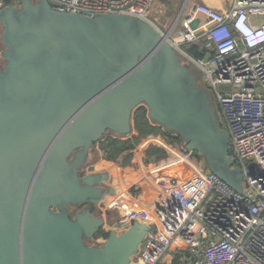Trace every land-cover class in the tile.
<instances>
[{"label":"water","instance_id":"1","mask_svg":"<svg viewBox=\"0 0 264 264\" xmlns=\"http://www.w3.org/2000/svg\"><path fill=\"white\" fill-rule=\"evenodd\" d=\"M0 26V264H130L148 226L113 229L124 225L103 208L115 194L108 173L85 168L106 132L132 134L139 105L203 170L242 190L254 163L234 165L193 69L154 26L46 0L2 7Z\"/></svg>","mask_w":264,"mask_h":264},{"label":"built area","instance_id":"2","mask_svg":"<svg viewBox=\"0 0 264 264\" xmlns=\"http://www.w3.org/2000/svg\"><path fill=\"white\" fill-rule=\"evenodd\" d=\"M46 1L62 11L127 15L154 26L214 91L234 165L254 163L240 192L197 163L163 184L154 204L124 213L116 231L134 221L148 226L130 264H264V0H232L225 10L186 4L166 31L150 17L156 0ZM187 43L202 57L189 55Z\"/></svg>","mask_w":264,"mask_h":264},{"label":"crops","instance_id":"3","mask_svg":"<svg viewBox=\"0 0 264 264\" xmlns=\"http://www.w3.org/2000/svg\"><path fill=\"white\" fill-rule=\"evenodd\" d=\"M231 1L190 0V5L196 2H203L219 10H225ZM172 4V0H156L150 10V17L152 16L157 21L162 20L160 12L166 6ZM149 144H156L163 148L165 154L161 158L145 164L143 162L144 150ZM96 152L97 155L101 154L98 149H96ZM196 165L195 161L186 159L180 154L177 148L167 144L163 138L157 137L144 139L138 145L137 152L133 155L130 164H118L117 161L106 160L99 156L95 161H92L90 167L85 168V171L108 173L109 178L104 183L112 187L115 190V194L107 196L103 205L104 210H107L110 217L114 215V220L116 221L124 213L133 208L139 206L148 207L154 204L160 199L162 193L161 186L163 184L170 183L176 177L186 176ZM107 231L109 230L107 229Z\"/></svg>","mask_w":264,"mask_h":264},{"label":"trees","instance_id":"4","mask_svg":"<svg viewBox=\"0 0 264 264\" xmlns=\"http://www.w3.org/2000/svg\"><path fill=\"white\" fill-rule=\"evenodd\" d=\"M13 1L14 0H3L5 6H9V4ZM184 49L194 58L202 57V53L198 50V46L196 44H188ZM178 56L180 59V56L182 55L178 53ZM187 62V64H191L192 67L194 66L189 61ZM131 121L133 132L129 137H124L108 131L100 138L99 141L92 145L89 151V158H91V161L89 159V167L91 166L92 161H95L99 156L106 160H121L123 165L130 164L133 155L137 152L138 145L146 138L157 137L163 138L167 144L177 148L180 154H182L186 159L193 160L196 163H198L201 159V156H199L196 151H188L185 149V142L181 135L173 131H168L161 125L151 120L148 116V110L144 105H139L133 110ZM96 149L100 151V155H97ZM229 153H231L230 150ZM164 154L165 152L163 148L156 144H149L144 150L143 162L146 164L149 161L157 160ZM108 234L109 233L104 229H100L98 232V235L102 237H107Z\"/></svg>","mask_w":264,"mask_h":264},{"label":"rangeland","instance_id":"5","mask_svg":"<svg viewBox=\"0 0 264 264\" xmlns=\"http://www.w3.org/2000/svg\"><path fill=\"white\" fill-rule=\"evenodd\" d=\"M173 4L166 6L165 9H163L160 12V16L162 18V20L157 21V19L153 18L154 22L164 31H166L168 29V27L172 24V22L176 19V17L178 16V14L181 12V10L183 9L184 5H190V0H172ZM213 7V6H212ZM215 8V7H214ZM0 36H1V26H0ZM190 44V43H189ZM187 44L183 45V48H185ZM4 50V45L1 42V38H0V67L4 64V58L2 55V52ZM180 60L184 63L187 64L189 60H187L186 58H183L182 56H180ZM190 62V61H189ZM191 63V62H190ZM187 65H191V64H187ZM192 67V65H191ZM196 77H197V84L200 88H202L204 96L207 100V104L209 107V110L212 113V116L214 118L215 121L218 122H222V116L221 113L218 109V106L216 104V100H215V93L214 91L210 88L207 87L203 81V73L201 72L200 69H198L197 67L193 66L192 67ZM220 89H229L228 86H223L220 87ZM230 150V149H229ZM91 160V158H89ZM110 213L112 214V212L110 211ZM113 216L112 220H114V215H111V217ZM106 231V230H105ZM109 233V231H107ZM94 242H89V244H93Z\"/></svg>","mask_w":264,"mask_h":264},{"label":"flooded vegetation","instance_id":"6","mask_svg":"<svg viewBox=\"0 0 264 264\" xmlns=\"http://www.w3.org/2000/svg\"><path fill=\"white\" fill-rule=\"evenodd\" d=\"M110 216V215H109Z\"/></svg>","mask_w":264,"mask_h":264}]
</instances>
